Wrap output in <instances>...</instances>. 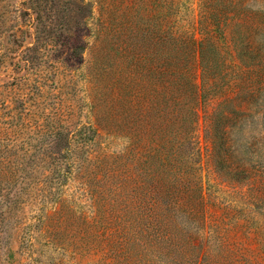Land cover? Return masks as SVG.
Listing matches in <instances>:
<instances>
[{
	"label": "rangeland",
	"instance_id": "obj_1",
	"mask_svg": "<svg viewBox=\"0 0 264 264\" xmlns=\"http://www.w3.org/2000/svg\"><path fill=\"white\" fill-rule=\"evenodd\" d=\"M0 264H264V0H0Z\"/></svg>",
	"mask_w": 264,
	"mask_h": 264
},
{
	"label": "trees",
	"instance_id": "obj_2",
	"mask_svg": "<svg viewBox=\"0 0 264 264\" xmlns=\"http://www.w3.org/2000/svg\"><path fill=\"white\" fill-rule=\"evenodd\" d=\"M180 76H181V74H180ZM78 132H80V134L76 135V133H75V136L74 135H66L67 141L72 144L76 140L77 141L76 143H79L82 146L87 145L90 141V138H89L90 137V135H89L90 128L85 126V125H82V127H80L78 129ZM76 136H79V138L77 139Z\"/></svg>",
	"mask_w": 264,
	"mask_h": 264
}]
</instances>
